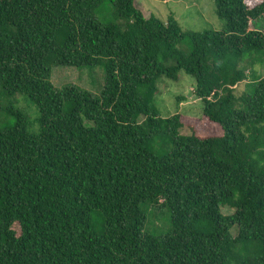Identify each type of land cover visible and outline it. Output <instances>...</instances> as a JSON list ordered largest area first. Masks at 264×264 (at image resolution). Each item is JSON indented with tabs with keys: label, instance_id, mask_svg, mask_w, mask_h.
<instances>
[{
	"label": "trees",
	"instance_id": "1",
	"mask_svg": "<svg viewBox=\"0 0 264 264\" xmlns=\"http://www.w3.org/2000/svg\"><path fill=\"white\" fill-rule=\"evenodd\" d=\"M104 1L0 0V95L36 108L2 109L0 264H264V77L240 67L264 55V0H213L222 28L202 31L134 0H107L121 22L101 23ZM53 66H101L103 87L56 88ZM181 70L206 135L155 105ZM142 205L169 210L166 235Z\"/></svg>",
	"mask_w": 264,
	"mask_h": 264
},
{
	"label": "rangeland",
	"instance_id": "2",
	"mask_svg": "<svg viewBox=\"0 0 264 264\" xmlns=\"http://www.w3.org/2000/svg\"><path fill=\"white\" fill-rule=\"evenodd\" d=\"M262 0H246V4L252 7L259 4ZM134 6L140 10L143 15L148 18L153 15L163 21L168 16H172L179 23L182 30L202 31V30H220L222 22L217 18L214 12L213 0H134ZM96 18L101 23L121 22L120 19L114 17V8L109 1H104L95 11ZM250 27L255 30L264 32V13L255 21H252ZM181 48L188 51L187 43L182 42ZM258 60L251 65L249 59H245L240 63V67L244 68L249 76V81L254 78L264 77V55L257 56ZM261 59L263 61H261ZM50 81L56 88H61L67 84H73L81 89L87 90L92 94L98 95L104 84V70L101 66H53L51 70ZM247 81L238 83L234 89L236 96L240 95L247 87ZM158 91L156 95L155 105L160 111L162 117H168L175 113L182 115L187 126L193 127L194 132L198 135H206V127L200 122L203 103L194 94L195 80L184 71H179L177 80H169L162 78L158 81ZM0 95V122L12 125L13 117L3 112V108L9 104L22 109L29 115L31 121L36 117V108L23 95L5 97ZM0 125V126H1ZM190 127L182 128L181 134H189L192 129ZM37 130L36 124H32L30 131ZM142 209L146 214L145 232L156 237L166 235L170 228V213L166 207L161 205L150 206L142 205ZM225 214L230 213V209L221 208Z\"/></svg>",
	"mask_w": 264,
	"mask_h": 264
}]
</instances>
